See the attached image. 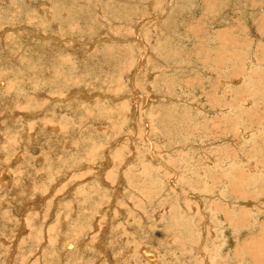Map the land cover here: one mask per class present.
I'll return each mask as SVG.
<instances>
[{
  "label": "rangeland",
  "instance_id": "obj_1",
  "mask_svg": "<svg viewBox=\"0 0 264 264\" xmlns=\"http://www.w3.org/2000/svg\"><path fill=\"white\" fill-rule=\"evenodd\" d=\"M0 169V264H264V0H0Z\"/></svg>",
  "mask_w": 264,
  "mask_h": 264
},
{
  "label": "bare ground",
  "instance_id": "obj_2",
  "mask_svg": "<svg viewBox=\"0 0 264 264\" xmlns=\"http://www.w3.org/2000/svg\"><path fill=\"white\" fill-rule=\"evenodd\" d=\"M180 2H181V1H180ZM149 6H150V5H149ZM261 28H262V26H261ZM257 37H258V36H257ZM232 39H233V38H232ZM232 41H233V40H232ZM138 42H139V40H138ZM231 44H232V43H231ZM222 46H223V45H222ZM143 52H144V51H143ZM251 58L253 59V57H251ZM250 61H251V60H250ZM259 61H260V60H259ZM248 64H249V62H248ZM253 65H254V64H253ZM253 65H252V66H253ZM250 66H251V65H250ZM194 67H195V66H194ZM148 78H149V77H148ZM230 83H231V82H230ZM253 85H254V84H253ZM253 85H252V86H253ZM22 92H23V89H22ZM25 93H26V92H25ZM253 93H254V92H253ZM27 95H28V94H27ZM35 114H36V113H35ZM39 114H40V113H39ZM22 115H23V114H22ZM132 115H133V114H132ZM10 117L13 118V116H10ZM123 153H124V152H123ZM104 154H105V153H104ZM104 154H103V155H104ZM105 155H106V154H105ZM105 155H104V156H105ZM152 157H153V156H152ZM108 158H109V157H108ZM103 159H105V158H103ZM107 161H108V160H107ZM100 162H101V161H100ZM102 162H103V161H102ZM109 162H110V160H109ZM96 164H97V163H96ZM98 165H99V163H98ZM113 165H115V164H113ZM255 165H256V164H255ZM103 166H104V164H103ZM103 166L101 165V167H103ZM262 166H263V165H262ZM6 167H7V166H6ZM104 167H105V166H104ZM259 167H260V166H259ZM259 167L257 166V167L255 168V170L253 169L255 173L258 171ZM260 168H261V167H260ZM0 170H1V169H0ZM101 170H102V169H101ZM101 170H100V171H101ZM248 170H249V168H248ZM1 171H2V170H1ZM251 171H252V170H251ZM69 172H70V171H69ZM67 174H68V172H67ZM100 174H101V172H100ZM88 176H89V175H88ZM95 176H96V175H95ZM254 176H255V174H254ZM90 177H91V175H90ZM99 178H101V176H100ZM99 178H98V179H99ZM255 179H257L256 176H255ZM102 180H104V179H102ZM1 182H2V181H1ZM74 183H76V182H74ZM250 183H251V182H250ZM0 184H1V183H0ZM69 184H70V183H69ZM104 184H106V182H104ZM99 185H100V183H99ZM100 187H101V186H100ZM107 187H108V186H107ZM170 187H171V186H170ZM69 188H70V186H69ZM108 189H109V188H108ZM111 191H112V190H111ZM114 192H115V191H114ZM119 192H120V191H119ZM219 196H220V197L222 196L221 192L219 193ZM62 197H63V196H62ZM176 198H177V197H176ZM221 200H223V199H221ZM36 201H38V200H36ZM226 202H229V200L226 201ZM232 202H233V201H232ZM37 203H38V202H37ZM238 205H240V204H238ZM247 205H250V204H247ZM26 206H27V205H26ZM28 206H29V205H28ZM35 206H36V205H35ZM112 206H113V205H112ZM227 206H228V204H227ZM228 207H229V206H228ZM250 207H251V206H250ZM252 207H253V206H252ZM262 208H263V207H262ZM250 210H251V209H250ZM253 210H254V209H253ZM39 213H40V212H39ZM257 213H258V212H257ZM252 214H253V213H252ZM186 215H187V214H186ZM253 215H254V214H253ZM184 216H185V214H184ZM212 217H213V216H212ZM205 218H206V217H205ZM38 221H39V220H38ZM35 222H37V221L35 220ZM215 222H216V221H215ZM253 222H254V221H253ZM218 224H219V223H218ZM214 225H215V224H214ZM251 225H253V224L251 223ZM94 226H96V225H94ZM215 226H217V224H216ZM218 226H219V225H218ZM222 226H223V225H222ZM94 228H95V227H94ZM203 228H204V227H203ZM203 228H202V229H203ZM226 228H227V227H226ZM249 228H250V227H249ZM202 229H201V230H202ZM201 230H200V231H201ZM216 230H217V229H216ZM219 230H220V229H219ZM100 233H101V232H100ZM202 233H203V232H202ZM87 237H88V236H87ZM218 237H219V235H218ZM225 237L227 238V236H225L224 231H223V236L221 235L222 240H221V241L218 240V242H219V243H221V242H223V241L226 242L227 239L225 240V239H224ZM223 239H224V240H223ZM215 242H216V241H215ZM225 242H224V243H225ZM226 244H227V242H226ZM223 246H224V245H223ZM246 247H247V246H246ZM215 248H216V246L214 247V251L212 250L213 253H215ZM212 251H211V252H212ZM237 251L239 252V250H237ZM244 251H245V250H244ZM246 251H247V249H246ZM248 251H249V250H248ZM74 252H75V251H74ZM222 252H223V251H222ZM223 254H224V253H223ZM223 254H222V255H223ZM237 254H239V255L241 254V255H242L243 253H237ZM237 254H236V255H237ZM246 254H247V253H245V255H246ZM236 255H235V256H236ZM243 255H244V254H243ZM237 256H238V255H237ZM205 257H206V256H205ZM238 257H239V256H238ZM244 257H245V256H244ZM239 258H240V257H239ZM245 258H246V257H245ZM241 259H242V258H241ZM243 259H244V258H243ZM243 259H242V260H243ZM108 261H109V260H108ZM203 261H205V260H203ZM131 262H132V261H131ZM156 262H157V261H156ZM215 262H216V261H215ZM110 263H111V261H110ZM208 264H209V263H208ZM239 264H240V263H239ZM242 264H243V263H242Z\"/></svg>",
  "mask_w": 264,
  "mask_h": 264
},
{
  "label": "water",
  "instance_id": "obj_3",
  "mask_svg": "<svg viewBox=\"0 0 264 264\" xmlns=\"http://www.w3.org/2000/svg\"><path fill=\"white\" fill-rule=\"evenodd\" d=\"M5 174H3V177H4Z\"/></svg>",
  "mask_w": 264,
  "mask_h": 264
}]
</instances>
